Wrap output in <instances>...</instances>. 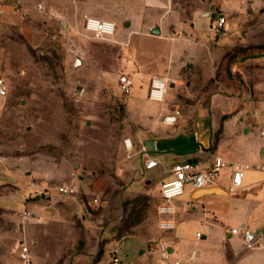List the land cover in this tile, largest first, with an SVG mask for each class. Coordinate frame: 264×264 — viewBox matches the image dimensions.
<instances>
[{"label": "crops", "instance_id": "0c3cea01", "mask_svg": "<svg viewBox=\"0 0 264 264\" xmlns=\"http://www.w3.org/2000/svg\"><path fill=\"white\" fill-rule=\"evenodd\" d=\"M205 1L0 0V73L4 71V39L17 30L32 36L30 25L40 18L58 17L70 27L84 25L86 17L114 21L116 32L101 40L118 54L114 74H127L134 82L127 104L130 120L145 125V131L127 137L133 145L126 149H137L134 175L144 173L151 188L159 192L176 161L190 160L197 169L208 167L215 156L229 163L263 164L264 101L251 102L249 112L241 99H230L225 93L182 100L169 87L166 95L172 97L149 98L155 76H165L171 87H179L181 80L175 77L188 64L203 60L202 68L210 70L209 34L216 12L208 10ZM168 115H176V121L167 123ZM149 157L156 158L158 166L146 169ZM231 174L232 169L226 168L216 185L203 189L188 184L175 201V228L161 230L156 223L153 235L134 234L122 240V264H162L154 249L158 241L168 244L181 264H264V242L248 248L241 233L231 232L235 227L258 231L264 226V169L246 170L242 185L233 191ZM54 192L48 193L47 205L31 201L33 216L28 219L22 214H0V264H111L108 253L114 241L98 240L89 251L82 249L75 238L83 234L75 224L77 217H84L76 214L82 205L72 201L73 195ZM18 203L16 208L22 205ZM93 230L85 228L87 233ZM21 241L29 246V262L19 256ZM126 249L138 250L128 254Z\"/></svg>", "mask_w": 264, "mask_h": 264}, {"label": "rangeland", "instance_id": "374dc122", "mask_svg": "<svg viewBox=\"0 0 264 264\" xmlns=\"http://www.w3.org/2000/svg\"><path fill=\"white\" fill-rule=\"evenodd\" d=\"M205 3L229 17L232 30L210 31V70L202 68L203 60L188 64L175 77L179 87L170 83L169 90L182 100L225 93L250 112L251 102L264 101V0ZM54 18L32 22V36L17 30L3 41L0 76L9 88L0 96V214H23L31 201L47 205L49 192L73 185L70 198L81 203L76 214L85 217L75 222L83 229L75 236L78 245L89 251L98 240L114 241L111 249L119 247L123 257L122 240L157 231L159 192L144 173L134 175L137 149L124 143L145 125L130 120L134 90L121 92L114 48L84 25L70 27ZM92 227L94 232H85Z\"/></svg>", "mask_w": 264, "mask_h": 264}, {"label": "built area", "instance_id": "2783aa9c", "mask_svg": "<svg viewBox=\"0 0 264 264\" xmlns=\"http://www.w3.org/2000/svg\"><path fill=\"white\" fill-rule=\"evenodd\" d=\"M84 26L93 35L95 39H103L113 35L116 32L117 25L114 21L104 20L95 17H86ZM211 30L215 35L224 34L232 30L228 17L218 13L211 22ZM119 86L121 92L125 95L132 93L134 82L127 74L119 75ZM169 78L165 76H155L151 80L149 98L155 101H163L166 97L169 87ZM8 93V86L3 77L0 76V96H5ZM176 115H168L164 117L167 123H174ZM264 135V129L261 130ZM126 147H132L131 139L124 140ZM159 162L154 157H149L145 161V168L152 169L158 166ZM230 167L232 169V187L230 190H235L240 187L243 182L245 171L250 168L264 169L263 164H240L229 163L222 156H215L211 164L203 169H197L195 164L190 160L176 161L172 166V176L163 181L159 188V201L157 203L158 227L161 230H172L176 226L174 218L176 212L175 201L180 198L188 184H191L196 189H203L216 185L221 173ZM59 192L64 195H73L76 187L73 185H60ZM33 216L30 210H25L22 214L24 219ZM232 233H241L243 235L244 244L248 248L259 247L264 242V226L253 231L247 227H235L231 229ZM199 235V233H198ZM159 252L162 264H181V262L173 257V251L168 244L163 241H158L154 248ZM119 247L111 250V264H122V258L119 255ZM19 256L23 261H30L29 246L25 241H21L18 246Z\"/></svg>", "mask_w": 264, "mask_h": 264}, {"label": "water", "instance_id": "95a60500", "mask_svg": "<svg viewBox=\"0 0 264 264\" xmlns=\"http://www.w3.org/2000/svg\"><path fill=\"white\" fill-rule=\"evenodd\" d=\"M212 17L215 18L216 17V14H213Z\"/></svg>", "mask_w": 264, "mask_h": 264}]
</instances>
